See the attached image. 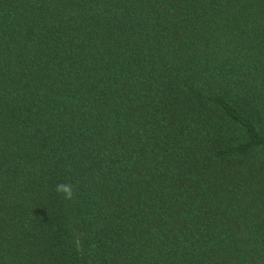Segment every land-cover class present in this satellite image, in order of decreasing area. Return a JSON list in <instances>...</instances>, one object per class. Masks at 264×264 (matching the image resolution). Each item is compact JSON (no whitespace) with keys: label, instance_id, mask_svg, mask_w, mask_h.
<instances>
[{"label":"trees","instance_id":"trees-1","mask_svg":"<svg viewBox=\"0 0 264 264\" xmlns=\"http://www.w3.org/2000/svg\"><path fill=\"white\" fill-rule=\"evenodd\" d=\"M0 264H264V0H0Z\"/></svg>","mask_w":264,"mask_h":264},{"label":"clouds","instance_id":"clouds-1","mask_svg":"<svg viewBox=\"0 0 264 264\" xmlns=\"http://www.w3.org/2000/svg\"><path fill=\"white\" fill-rule=\"evenodd\" d=\"M58 190H63L64 192L69 193V190L66 186H61L60 189H58Z\"/></svg>","mask_w":264,"mask_h":264}]
</instances>
